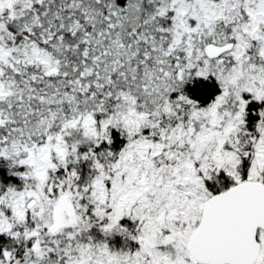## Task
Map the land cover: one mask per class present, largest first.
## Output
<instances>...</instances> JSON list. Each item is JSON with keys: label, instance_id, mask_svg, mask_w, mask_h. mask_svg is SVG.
Returning a JSON list of instances; mask_svg holds the SVG:
<instances>
[{"label": "snow or ice", "instance_id": "snow-or-ice-1", "mask_svg": "<svg viewBox=\"0 0 264 264\" xmlns=\"http://www.w3.org/2000/svg\"><path fill=\"white\" fill-rule=\"evenodd\" d=\"M0 264H264V0H0Z\"/></svg>", "mask_w": 264, "mask_h": 264}]
</instances>
